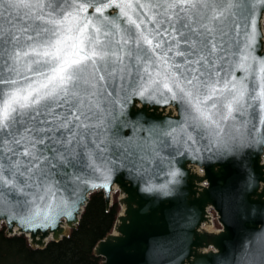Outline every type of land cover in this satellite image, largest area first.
Wrapping results in <instances>:
<instances>
[{"label": "water", "instance_id": "obj_1", "mask_svg": "<svg viewBox=\"0 0 264 264\" xmlns=\"http://www.w3.org/2000/svg\"><path fill=\"white\" fill-rule=\"evenodd\" d=\"M120 2L113 0L103 16L115 20L123 35L131 26L115 6ZM126 2L135 6L137 0ZM6 6L0 5V9ZM10 11L15 18L27 10ZM135 12L145 18L151 30L158 17H153L147 7ZM256 12L258 35L250 56L261 61L264 8L257 6ZM83 15L100 16L92 6ZM129 15L136 19L134 12L129 11ZM230 21L231 17L223 24L214 23L227 32L223 51L216 53L223 59L217 60L216 67L221 78L234 77L246 84L249 92L258 91V66L250 60L249 70L242 67L243 26L235 36ZM88 32H92L91 25ZM0 67L6 75L13 74L2 62ZM143 83L120 81L115 91L108 89L110 96L100 98L97 126L91 137L95 144L86 138L89 155L78 157L76 169L69 166L79 180L57 178L51 192L44 187L26 188L24 193L7 188L0 192V223H5L7 234H24L34 248L59 242L77 227L92 193L103 191L110 209L117 186L122 211L112 233L94 248L103 264H264V114L246 105L243 114L234 111L231 118L221 119L219 128L204 127L193 120L195 113L179 95L172 99L162 86L151 85L145 94L148 98L135 94ZM227 95L218 100L216 110L221 113L226 111L222 105ZM192 165L203 168L204 175L192 172ZM205 181L207 187L200 190L197 184ZM209 205L220 215V233L199 231ZM210 247L215 250L203 251Z\"/></svg>", "mask_w": 264, "mask_h": 264}, {"label": "snow or ice", "instance_id": "obj_2", "mask_svg": "<svg viewBox=\"0 0 264 264\" xmlns=\"http://www.w3.org/2000/svg\"><path fill=\"white\" fill-rule=\"evenodd\" d=\"M5 3L0 62L13 74L0 67V192H51L57 178L79 180L69 166L76 169L78 157L89 155L85 139L95 144L100 98L120 81H145L135 93L145 98L151 85L167 89L172 99L179 95L195 113L193 120L208 128H219L234 111L243 114L246 105L264 114V60L250 56L258 35L256 8H264V0H137L135 6L121 0L115 6L131 26L123 35L115 20L103 16L113 0H0ZM89 6L99 18L83 15ZM146 7L158 17L151 30L135 12ZM11 8L27 11L13 18ZM230 17L235 36L243 26L242 67L247 71L250 60L256 63L258 91L249 92L234 77L221 78L216 67L227 32L214 23ZM226 93L221 113L217 103Z\"/></svg>", "mask_w": 264, "mask_h": 264}, {"label": "trees", "instance_id": "obj_3", "mask_svg": "<svg viewBox=\"0 0 264 264\" xmlns=\"http://www.w3.org/2000/svg\"><path fill=\"white\" fill-rule=\"evenodd\" d=\"M120 207L113 202L107 209L104 193L90 196L80 222L68 236L59 242H50L45 248H34L24 235L8 236L3 224L0 229V264H103L94 248L113 231Z\"/></svg>", "mask_w": 264, "mask_h": 264}, {"label": "built area", "instance_id": "obj_4", "mask_svg": "<svg viewBox=\"0 0 264 264\" xmlns=\"http://www.w3.org/2000/svg\"><path fill=\"white\" fill-rule=\"evenodd\" d=\"M218 214L214 211L212 207L207 208V221L202 225V229L206 231H219L217 228Z\"/></svg>", "mask_w": 264, "mask_h": 264}, {"label": "rangeland", "instance_id": "obj_5", "mask_svg": "<svg viewBox=\"0 0 264 264\" xmlns=\"http://www.w3.org/2000/svg\"><path fill=\"white\" fill-rule=\"evenodd\" d=\"M121 197V194L119 192V190L116 192L113 193V202H117L119 207H120V212L122 211V207L121 205L119 204V198Z\"/></svg>", "mask_w": 264, "mask_h": 264}, {"label": "bare ground", "instance_id": "obj_6", "mask_svg": "<svg viewBox=\"0 0 264 264\" xmlns=\"http://www.w3.org/2000/svg\"><path fill=\"white\" fill-rule=\"evenodd\" d=\"M170 110V108H167L166 112H168Z\"/></svg>", "mask_w": 264, "mask_h": 264}]
</instances>
